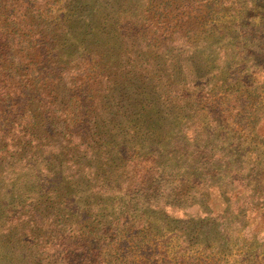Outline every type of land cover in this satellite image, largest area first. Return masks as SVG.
I'll list each match as a JSON object with an SVG mask.
<instances>
[{
	"label": "trees",
	"instance_id": "16d2710c",
	"mask_svg": "<svg viewBox=\"0 0 264 264\" xmlns=\"http://www.w3.org/2000/svg\"><path fill=\"white\" fill-rule=\"evenodd\" d=\"M258 6L0 0V264H263Z\"/></svg>",
	"mask_w": 264,
	"mask_h": 264
},
{
	"label": "rangeland",
	"instance_id": "374dc122",
	"mask_svg": "<svg viewBox=\"0 0 264 264\" xmlns=\"http://www.w3.org/2000/svg\"><path fill=\"white\" fill-rule=\"evenodd\" d=\"M255 2L257 4H259V6L255 10V13H256V16H257L256 22L257 23L260 22V21L264 22V0H255ZM262 134L263 135H261L259 138L257 136L255 137L257 142H259L264 137V132ZM255 146H257V145H255ZM262 146H263V143L259 144V147H262ZM196 211H197V208L189 209V213H191V214L196 213ZM259 230H261V229L258 228L257 232ZM263 234H264V232L262 233V235H259L257 242L254 243L255 247L258 248V246L262 243L263 240H261V238H263ZM243 244H246V241L242 240V245H240L239 248H243ZM196 247H198V245ZM262 252H264V247H262ZM200 256H202L200 252H199V254L198 253L197 254L193 253V256L191 257L192 259H190L188 261H183V262L180 261V262H178L176 264H197V263H199L197 258H199ZM263 257L264 256H260L259 259H258V262L263 263L264 262V260L262 259ZM234 259H235V256L230 255V256H227V258L225 257L224 260L219 261V263L217 262L215 264H227V263L228 264L229 263L237 264V263H235ZM225 260H227V263L225 262ZM172 262L174 263L175 261H172Z\"/></svg>",
	"mask_w": 264,
	"mask_h": 264
}]
</instances>
